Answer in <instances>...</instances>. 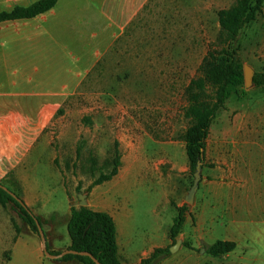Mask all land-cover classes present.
Here are the masks:
<instances>
[{
    "label": "rangeland",
    "instance_id": "374dc122",
    "mask_svg": "<svg viewBox=\"0 0 264 264\" xmlns=\"http://www.w3.org/2000/svg\"><path fill=\"white\" fill-rule=\"evenodd\" d=\"M236 2L117 0L119 16L128 18L130 9L131 21L114 50L81 86L65 102L49 107L46 119L0 123V158H4L0 184L19 194L42 220L43 229L53 223L52 213L67 217L56 223L60 248L70 244L67 219L71 207H82L84 198L85 206L93 210L108 209L110 195L116 191L111 186L116 182V189L123 185L121 178L130 175L135 166L136 182L123 202L136 211L133 236L137 249L148 239L162 243L176 217V207H194L195 202L189 205L185 201L193 183L182 139L190 126L185 117V89L200 75L203 59L218 43V12ZM235 47L244 66L264 73V6L257 20L241 32ZM12 74L7 73L5 80ZM42 75L36 73L33 83L23 80L19 89L11 85L4 91H19L21 103L30 101L26 106L33 111L40 99L23 94L60 90L56 87L59 81L40 83ZM235 128L244 131L249 142H264V87L244 85L227 100L211 126L208 144L223 141L221 134ZM115 141L122 157L119 174L89 190L110 162ZM207 175L208 170L203 169L198 197L204 193ZM16 227L23 240L39 242L40 237L13 204L0 206V264L11 250ZM203 246L196 249L200 264H211L213 256ZM186 253L185 248L171 253L173 264H192Z\"/></svg>",
    "mask_w": 264,
    "mask_h": 264
},
{
    "label": "crops",
    "instance_id": "0c3cea01",
    "mask_svg": "<svg viewBox=\"0 0 264 264\" xmlns=\"http://www.w3.org/2000/svg\"><path fill=\"white\" fill-rule=\"evenodd\" d=\"M37 1L0 0V13L11 12L16 7H28ZM128 13V18L122 14L119 16L117 0H59L53 9L33 19L0 23V123L4 120L46 119L48 110L65 102V98L80 87L114 50L131 21L130 9ZM10 72H13L12 77L8 76L5 80ZM36 73L43 74L40 83L47 85V82L59 81L56 87L60 90L23 94L24 97L40 99L38 107L32 111L26 106L30 105V101L24 104L19 100V91L11 93L4 88L12 85L19 89L23 80L31 84ZM221 136L225 137L221 142L212 145L207 142L205 165L208 166L203 169L208 170V175L205 177L204 193L198 197L197 192L195 205L186 214L180 240L195 249H200L202 244L205 245L203 248L210 246L219 240L237 244L236 250L230 254L211 257V264H264V142L255 138L250 142L245 140L246 133L238 128ZM3 159L0 158V176L4 173ZM131 170L130 175L121 178L123 185L116 189V182L111 186L116 191L110 195L108 209H94L108 213L115 221L121 264H140L155 249L172 247L170 229L173 224L165 231L161 244L148 239L143 248H136L133 236L136 211L123 202L136 182L137 167ZM52 214L53 223L44 227L47 243L51 251H65L66 248L57 244L59 239L55 234L57 221L67 217L58 211ZM49 232L52 234L49 235ZM184 248L189 262L201 263L202 259L196 251L182 245L180 250ZM172 256L159 264H173ZM2 260L4 264H80L77 261L56 260L47 263L41 239L39 242L26 241L21 235L15 243L12 241L10 259L4 260L2 256Z\"/></svg>",
    "mask_w": 264,
    "mask_h": 264
},
{
    "label": "trees",
    "instance_id": "16d2710c",
    "mask_svg": "<svg viewBox=\"0 0 264 264\" xmlns=\"http://www.w3.org/2000/svg\"><path fill=\"white\" fill-rule=\"evenodd\" d=\"M58 1L39 0L28 7H16L11 12H2L0 13V23L33 19L53 9ZM263 6L264 0H237L230 8L222 9L218 12L220 25L218 43L208 51L203 59L200 66V75L193 79L185 89V98L188 104L185 109V117L189 119L190 126L182 139L186 145V154L193 174V181L198 162L202 159L203 168L206 166L205 152L207 142L211 126L218 112L224 109L227 100L240 87L245 85L244 65L239 58V49L235 46L238 44L241 32L247 26L253 24L262 14ZM254 85L264 87V73H255ZM0 148L2 151V145H0ZM121 158L119 142L115 141L110 162L105 165L99 176L89 187V190L112 181L119 174L122 166ZM105 170H109L108 173ZM6 187L20 198L13 188L10 186ZM10 204L15 206L18 215L29 226L30 230L39 236L36 220L43 227L42 220L33 214L26 203L21 205L6 191L0 189V206L6 208ZM176 209L177 217L170 229L172 246L178 242L183 231L189 206L184 205L183 207H176ZM67 230L70 237V245L66 250L88 252L101 264H121L118 255L116 224L108 213L95 211L89 207H72ZM16 233L13 243L16 242L20 234L18 227H16ZM45 235L47 237L46 232ZM183 246L196 251L189 243H183ZM170 248L171 246L155 249L152 255L144 259L140 264H159L163 259L171 255ZM204 248L207 254L219 258L235 251L237 244L232 241L219 240ZM48 250L53 255L63 252L51 251L49 245ZM5 258L6 260L10 259V251L6 253ZM56 261H77L80 264H95L90 257L76 255H66Z\"/></svg>",
    "mask_w": 264,
    "mask_h": 264
},
{
    "label": "water",
    "instance_id": "95a60500",
    "mask_svg": "<svg viewBox=\"0 0 264 264\" xmlns=\"http://www.w3.org/2000/svg\"><path fill=\"white\" fill-rule=\"evenodd\" d=\"M254 75H255V72L253 71V69H251L248 66H244L245 86L247 88H251L254 85ZM202 158H203V155H202ZM203 164L204 163H203V161L201 159L198 162L196 170H195V173H194L193 185L190 188V190L188 191V194H187V196L185 198L186 203L189 204V205H193L194 204L195 196H196V194H197V192L199 190L200 183H201V180H202ZM0 189H3L4 191H6L9 195H11L21 205H25L24 201L21 198H19L15 193L10 191L3 184H0ZM81 205H83L82 207H87V206H85L86 205V200L84 198H81ZM36 224H37V227H38L39 237L41 239L44 256L47 259L59 260V259L63 258L66 255H76V256L90 257L95 264H101L92 254H90L88 252H77V251H74V250H65L62 253L58 254V255L51 254L50 251L48 250L47 239H46V235H45L44 229H43V227L41 226V224L39 223L38 220H36ZM181 245H182V241L178 240V242L174 246H172L170 248V252L171 253L177 252L180 249Z\"/></svg>",
    "mask_w": 264,
    "mask_h": 264
}]
</instances>
